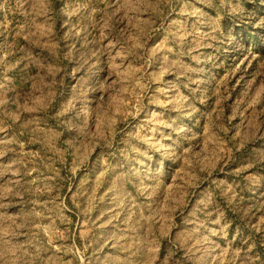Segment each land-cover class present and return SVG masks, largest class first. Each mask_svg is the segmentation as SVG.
<instances>
[{"label": "rangeland", "instance_id": "rangeland-1", "mask_svg": "<svg viewBox=\"0 0 264 264\" xmlns=\"http://www.w3.org/2000/svg\"><path fill=\"white\" fill-rule=\"evenodd\" d=\"M264 264V0H0V264Z\"/></svg>", "mask_w": 264, "mask_h": 264}, {"label": "clouds", "instance_id": "clouds-1", "mask_svg": "<svg viewBox=\"0 0 264 264\" xmlns=\"http://www.w3.org/2000/svg\"><path fill=\"white\" fill-rule=\"evenodd\" d=\"M4 264H15V261H9L7 258L4 261Z\"/></svg>", "mask_w": 264, "mask_h": 264}]
</instances>
